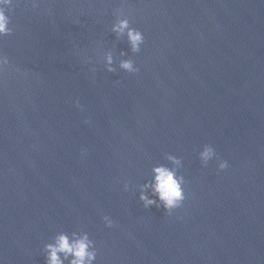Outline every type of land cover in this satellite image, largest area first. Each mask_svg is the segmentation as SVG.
Returning a JSON list of instances; mask_svg holds the SVG:
<instances>
[{
  "label": "water",
  "instance_id": "water-1",
  "mask_svg": "<svg viewBox=\"0 0 264 264\" xmlns=\"http://www.w3.org/2000/svg\"><path fill=\"white\" fill-rule=\"evenodd\" d=\"M117 10L139 53L111 32ZM9 15L0 264H45L43 245L73 230L94 264H264V0H18ZM121 50L139 72L105 70ZM204 144L229 166H202ZM166 153L186 180L170 215L135 187Z\"/></svg>",
  "mask_w": 264,
  "mask_h": 264
},
{
  "label": "clouds",
  "instance_id": "clouds-1",
  "mask_svg": "<svg viewBox=\"0 0 264 264\" xmlns=\"http://www.w3.org/2000/svg\"><path fill=\"white\" fill-rule=\"evenodd\" d=\"M17 2L18 0H0V38L10 35L13 31L10 27L9 13L17 6ZM114 15L115 21L111 25V32L115 33L118 39L126 38L128 49L132 54L139 53L141 45L145 42L143 32L132 26L129 16L123 10H117ZM120 57L117 64L113 53L106 52L104 54L105 70L109 73H115L118 69L127 73L139 72V67L128 53L121 50ZM9 66H11L9 57L0 51V73ZM92 71L94 72L95 68H92ZM76 104L77 107L80 106L79 101H76ZM87 122L86 120L85 123ZM198 157L202 166H207L213 159L218 161L219 170H224L229 166L227 160L219 158L211 144H204L198 152ZM164 158L170 163L154 164L151 168V176L135 187L139 190V200L145 209L155 205L157 208L163 207L165 213L170 215L175 209L183 206L186 199L183 186L186 180L182 174H179V169L183 166L182 159L171 153H166ZM123 187L124 190H129L130 182L125 180ZM102 220L106 226H113L114 221L108 215H103ZM43 253L45 264H94L97 258L95 242L84 230H73L70 233L57 232L49 242L43 245Z\"/></svg>",
  "mask_w": 264,
  "mask_h": 264
}]
</instances>
